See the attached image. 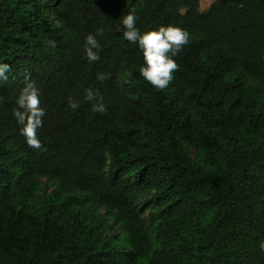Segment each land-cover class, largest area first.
Wrapping results in <instances>:
<instances>
[{"label": "trees", "instance_id": "trees-1", "mask_svg": "<svg viewBox=\"0 0 264 264\" xmlns=\"http://www.w3.org/2000/svg\"><path fill=\"white\" fill-rule=\"evenodd\" d=\"M199 8L0 0V63L11 66L0 80V264H264V0ZM131 10L141 32L190 34L163 90L123 38ZM98 28L89 62L85 37ZM28 80L45 109L40 149L13 116Z\"/></svg>", "mask_w": 264, "mask_h": 264}, {"label": "clouds", "instance_id": "clouds-1", "mask_svg": "<svg viewBox=\"0 0 264 264\" xmlns=\"http://www.w3.org/2000/svg\"><path fill=\"white\" fill-rule=\"evenodd\" d=\"M135 10H131L122 18L123 38L137 45L143 55V63L139 67V73L145 81L150 83L157 90L168 87L178 69L175 57L180 53L183 46L189 43V32L176 24L160 25L156 28L141 32L137 26ZM103 30L97 29L95 33H89L85 37L84 51L89 62H96L100 59V42L97 36H102ZM48 43L55 47V41ZM11 70L8 63H0V80L7 79V73ZM131 76V71L126 73ZM98 80L105 79L104 75L98 74ZM85 99L96 101L93 110L105 113L107 106L103 98L99 97L98 90L85 89ZM16 108L13 109V116L20 126V132L25 138L27 145L34 149L42 147L41 139L38 136V129L43 125L45 109L41 106V91L31 80L20 89L16 97ZM69 107L73 110L79 107L78 102L70 100Z\"/></svg>", "mask_w": 264, "mask_h": 264}, {"label": "rangeland", "instance_id": "rangeland-1", "mask_svg": "<svg viewBox=\"0 0 264 264\" xmlns=\"http://www.w3.org/2000/svg\"><path fill=\"white\" fill-rule=\"evenodd\" d=\"M215 1L216 0H200V8H199L200 12L207 11ZM52 190L53 187L45 186L42 190V193L50 194ZM143 204H145V202ZM100 213L105 216V211L101 210ZM110 225L112 226V229L109 232V235L121 233L120 227L117 224H115L113 221L110 223Z\"/></svg>", "mask_w": 264, "mask_h": 264}]
</instances>
